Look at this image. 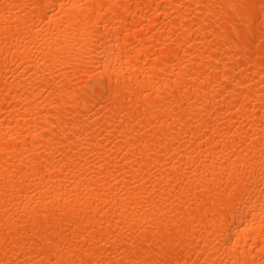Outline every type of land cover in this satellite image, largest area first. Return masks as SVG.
Listing matches in <instances>:
<instances>
[{
  "label": "bare ground",
  "instance_id": "6f19581e",
  "mask_svg": "<svg viewBox=\"0 0 264 264\" xmlns=\"http://www.w3.org/2000/svg\"><path fill=\"white\" fill-rule=\"evenodd\" d=\"M0 264H264V0H0Z\"/></svg>",
  "mask_w": 264,
  "mask_h": 264
}]
</instances>
